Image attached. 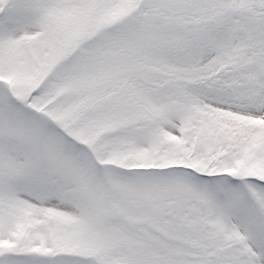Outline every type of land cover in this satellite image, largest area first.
<instances>
[{"label": "snow or ice", "instance_id": "snow-or-ice-1", "mask_svg": "<svg viewBox=\"0 0 264 264\" xmlns=\"http://www.w3.org/2000/svg\"><path fill=\"white\" fill-rule=\"evenodd\" d=\"M0 264H264V0H0Z\"/></svg>", "mask_w": 264, "mask_h": 264}]
</instances>
